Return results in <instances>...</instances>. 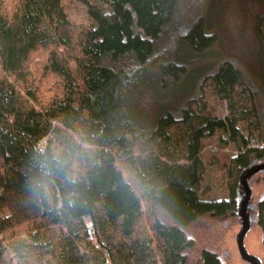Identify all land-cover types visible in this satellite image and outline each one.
Here are the masks:
<instances>
[{"label": "trees", "instance_id": "trees-1", "mask_svg": "<svg viewBox=\"0 0 264 264\" xmlns=\"http://www.w3.org/2000/svg\"><path fill=\"white\" fill-rule=\"evenodd\" d=\"M257 1L256 87L231 59L203 66L217 37L186 0H0V264H187L181 227L236 217L264 160ZM183 81L197 91L177 105L144 102ZM212 139L228 151L207 162ZM208 168L225 197H201ZM256 222L264 247V196ZM199 264L223 263L204 250Z\"/></svg>", "mask_w": 264, "mask_h": 264}, {"label": "rangeland", "instance_id": "rangeland-1", "mask_svg": "<svg viewBox=\"0 0 264 264\" xmlns=\"http://www.w3.org/2000/svg\"><path fill=\"white\" fill-rule=\"evenodd\" d=\"M191 19L202 16L205 19L209 33L215 34L217 40L215 45L209 49L203 58L205 64L214 63L219 60L231 59L245 73L246 78L258 86L260 72L259 68V44L254 33L256 16L262 11L263 5L257 0H186ZM83 19V17H81ZM199 67V66H198ZM195 68L193 74L199 78L200 71ZM201 67V66H200ZM193 78L190 77L189 80ZM200 80H198L199 82ZM196 83V82H195ZM202 87L203 98L206 102V109L214 113L227 116L228 110L223 102H220L213 93L210 84L204 83ZM197 84L192 87L188 82L183 81L178 87L170 88L159 94L151 88L150 93L144 97V102L155 108L159 103L177 105L184 92L190 91L193 95L197 91ZM203 152L204 159L208 162L212 155L220 157L228 150L217 148V140L212 139L206 142ZM264 163V160L256 162L250 169H254ZM211 168L205 173L201 181V188L205 189L202 198L211 200L225 197L220 188V180L217 181L216 174ZM247 184L251 191V197L247 204V214L250 218L249 230L244 237V245L248 254L257 256L260 263L264 264V247L262 245L261 230L257 224V202L264 196V170L248 177ZM206 192V193H205ZM243 189H240V199L243 196ZM240 207L235 218L226 215L223 217H200L187 227H181L187 236L194 241L187 258V264H199L204 250H209L218 255L223 264H250L244 260L239 252L236 235L241 227Z\"/></svg>", "mask_w": 264, "mask_h": 264}, {"label": "water", "instance_id": "water-1", "mask_svg": "<svg viewBox=\"0 0 264 264\" xmlns=\"http://www.w3.org/2000/svg\"><path fill=\"white\" fill-rule=\"evenodd\" d=\"M261 170H264V163L254 169H251L248 172H244L242 181H241V186L244 191L242 198L239 200L240 217L242 220V224L239 229V232L236 235V240H237V245H238L239 252L242 258L246 260L247 262H249L250 264H261V263H260V259L257 256L250 255L247 253L245 249V245H244V237L246 233L248 232L249 225H250V218L247 214V204L251 197V191H250L249 185L247 184V180L249 176Z\"/></svg>", "mask_w": 264, "mask_h": 264}]
</instances>
